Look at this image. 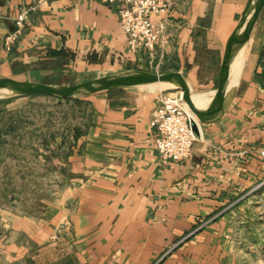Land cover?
<instances>
[{
	"label": "crops",
	"instance_id": "crops-1",
	"mask_svg": "<svg viewBox=\"0 0 264 264\" xmlns=\"http://www.w3.org/2000/svg\"><path fill=\"white\" fill-rule=\"evenodd\" d=\"M248 1L173 0L167 39L151 55L130 49L117 6L0 0V75L78 85L178 71L207 110ZM24 11L26 27L7 45ZM246 48L229 110L210 123L195 116L198 140L186 160L164 163L155 148L150 122L161 90L86 97L91 127L68 157L59 194L43 202L44 214L0 203V264H236L241 246L264 253V8Z\"/></svg>",
	"mask_w": 264,
	"mask_h": 264
},
{
	"label": "rangeland",
	"instance_id": "rangeland-1",
	"mask_svg": "<svg viewBox=\"0 0 264 264\" xmlns=\"http://www.w3.org/2000/svg\"><path fill=\"white\" fill-rule=\"evenodd\" d=\"M149 87L180 91L170 82ZM92 121V103L85 98L0 94V203L18 202L17 211L44 214L43 202L51 201L59 194L55 189L64 186L68 157ZM252 251L241 246L235 263L264 264V253Z\"/></svg>",
	"mask_w": 264,
	"mask_h": 264
},
{
	"label": "built area",
	"instance_id": "built-area-1",
	"mask_svg": "<svg viewBox=\"0 0 264 264\" xmlns=\"http://www.w3.org/2000/svg\"><path fill=\"white\" fill-rule=\"evenodd\" d=\"M118 7L120 26L133 51L147 50L151 55L168 36L173 0H96ZM27 11L16 18L17 29L7 45L15 42L26 27ZM165 44V43H164ZM195 116L183 99L182 91H161L159 105L150 126L155 132V148L164 163L188 159L198 140ZM264 157V150L260 153Z\"/></svg>",
	"mask_w": 264,
	"mask_h": 264
},
{
	"label": "water",
	"instance_id": "water-1",
	"mask_svg": "<svg viewBox=\"0 0 264 264\" xmlns=\"http://www.w3.org/2000/svg\"><path fill=\"white\" fill-rule=\"evenodd\" d=\"M264 0H249L243 12L242 19L237 25L228 43L223 65V86L212 108L201 110L193 100L189 84L184 75L178 71L168 73L134 72L111 77H103L78 85L48 84L22 81L10 76L0 75V92L10 95H44L61 98H86L100 92L113 89L135 88L146 85L170 82L178 86L183 93V99L203 123L220 119L229 110L236 94L237 85L231 86L233 66L242 50L251 39L254 27L263 11Z\"/></svg>",
	"mask_w": 264,
	"mask_h": 264
},
{
	"label": "bare ground",
	"instance_id": "bare-ground-1",
	"mask_svg": "<svg viewBox=\"0 0 264 264\" xmlns=\"http://www.w3.org/2000/svg\"><path fill=\"white\" fill-rule=\"evenodd\" d=\"M246 49L247 48L245 47L242 50V52L240 53V56L238 57L236 63L233 66V77H232V80H231V86L237 85L239 83V78H240V75H241V72H242V69H243V65H244L245 53L247 51ZM239 60H240V62H239ZM164 83L165 84H169L168 82H164ZM0 94H2V93L0 92ZM195 98H196V100H198L197 97H195Z\"/></svg>",
	"mask_w": 264,
	"mask_h": 264
}]
</instances>
